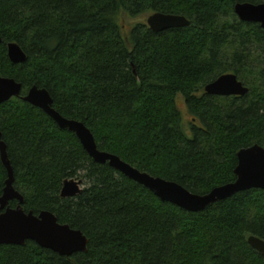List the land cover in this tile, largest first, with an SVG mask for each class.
<instances>
[{
  "label": "trees",
  "instance_id": "16d2710c",
  "mask_svg": "<svg viewBox=\"0 0 264 264\" xmlns=\"http://www.w3.org/2000/svg\"><path fill=\"white\" fill-rule=\"evenodd\" d=\"M239 3L264 0H0V76L27 92L47 89L56 111L85 124L99 150L207 195L236 181L242 149L264 147V86L243 98L205 93L222 75L249 78V51L264 48L261 26L235 15ZM146 13L191 24L163 33L140 24L125 37L121 16ZM11 42L23 48L25 63H11ZM229 48L236 51L231 65L221 57ZM255 78L263 83L264 67ZM180 98L202 123L191 136ZM0 132L25 212H51L89 240L86 253L69 258L32 241L0 246V264H264L248 243L251 236L264 240V191L189 213L96 164L74 133L22 100L0 107ZM7 179L0 155V198ZM68 179L83 180L85 188L64 200Z\"/></svg>",
  "mask_w": 264,
  "mask_h": 264
},
{
  "label": "water",
  "instance_id": "95a60500",
  "mask_svg": "<svg viewBox=\"0 0 264 264\" xmlns=\"http://www.w3.org/2000/svg\"><path fill=\"white\" fill-rule=\"evenodd\" d=\"M235 15L241 22L258 24L264 30V3L253 5L239 3L234 8ZM148 27L155 33L167 30L184 29L190 26V21L183 16L154 14L148 18ZM3 43L0 34V45ZM8 58L15 65L27 61V55L18 43L7 44ZM24 86L14 79L0 76V107L13 99L42 110L61 130L74 133L89 157L99 165H109L113 170L132 180L139 186L153 193L164 203L175 205L189 213H203L209 207L224 202L240 193L260 190L264 191V147L255 145L242 149L238 155V165L235 170L234 183L215 188L207 195L193 194L183 186L154 178L142 173L120 157L99 150L91 130L83 123L64 118L54 108V99L47 89L32 87L23 95ZM208 96L220 98H243L250 89L239 80L235 74H225L205 87ZM0 155L7 170L8 179L0 198V246H25L27 242H35L39 247L52 251L62 257H72L77 253L88 251L89 240L81 232L73 230L68 225H62L51 212H42L38 216L26 213L23 209L24 197L15 187V174L9 160L7 145L2 140L0 132ZM83 180L68 179L61 190V198L75 199L84 189ZM17 201V208L10 203ZM248 243L252 249L264 256V240L251 236Z\"/></svg>",
  "mask_w": 264,
  "mask_h": 264
},
{
  "label": "rangeland",
  "instance_id": "374dc122",
  "mask_svg": "<svg viewBox=\"0 0 264 264\" xmlns=\"http://www.w3.org/2000/svg\"><path fill=\"white\" fill-rule=\"evenodd\" d=\"M151 15L152 14L146 13V14H143V15L137 17V18H132L126 14H123L120 18V25L124 29V36L125 37L129 36L131 34L133 28L136 25H140V24L147 25L148 18ZM229 49L231 51L225 52L221 57L224 61L228 62V64L231 65L232 63L229 61L231 58H233V53H235L236 51L233 48H229ZM263 51H264L263 47L252 48L249 51V52H251V57L249 58V61H247V63H249V65L253 66V68H251L249 71L250 77L245 79L241 75L238 76V78L241 80V82H243L249 89H251V91H254V93L257 92L255 88H263V86H264V81L262 83V80L259 81L257 78H255L257 72L259 70L262 71L263 67H264V65H263L264 64V52ZM231 68L235 69L234 66H231ZM228 74H230V73H228ZM26 93H27V91H24L25 95H26ZM200 95H202V93H200L199 96ZM18 100H20V99H18ZM223 103H224L223 101H216L215 104L222 105ZM178 107L182 113L183 129L189 136H191L192 126H194V125L202 126V123L198 117H196L190 113V111L187 108L183 98L179 99ZM82 188L84 189L85 186L83 185Z\"/></svg>",
  "mask_w": 264,
  "mask_h": 264
},
{
  "label": "bare ground",
  "instance_id": "6f19581e",
  "mask_svg": "<svg viewBox=\"0 0 264 264\" xmlns=\"http://www.w3.org/2000/svg\"><path fill=\"white\" fill-rule=\"evenodd\" d=\"M157 14V13H156ZM159 14H162V13H159ZM230 74H234V73H230ZM236 75V74H235ZM240 80V79H239ZM76 181H80V180H77V179H75Z\"/></svg>",
  "mask_w": 264,
  "mask_h": 264
}]
</instances>
